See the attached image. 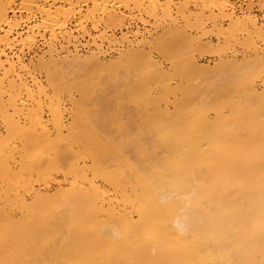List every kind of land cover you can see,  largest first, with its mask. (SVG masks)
<instances>
[{
    "label": "bare ground",
    "instance_id": "6f19581e",
    "mask_svg": "<svg viewBox=\"0 0 264 264\" xmlns=\"http://www.w3.org/2000/svg\"><path fill=\"white\" fill-rule=\"evenodd\" d=\"M142 1L0 0V264H264V28L211 0L204 31L184 0L183 49L123 35L114 58L79 54L70 23L87 38L123 26L114 8L156 17ZM101 33L97 50L122 46ZM209 33L251 58L199 64L191 52L230 48ZM36 38L31 65L15 49Z\"/></svg>",
    "mask_w": 264,
    "mask_h": 264
},
{
    "label": "rangeland",
    "instance_id": "374dc122",
    "mask_svg": "<svg viewBox=\"0 0 264 264\" xmlns=\"http://www.w3.org/2000/svg\"><path fill=\"white\" fill-rule=\"evenodd\" d=\"M172 1H173L172 3H174L176 5L170 7V9H172L170 11V15H171L170 18L167 17V16H163L162 15L161 8L164 6L163 4L165 3V0H154L152 2L154 3V5H156L158 7V8L156 7L157 8V14H158V15H156V17H147L146 15L140 14L141 12L134 11V10L131 11V10H128V9L126 10L123 7L114 8L113 9V11H114L113 13H116V14L120 15L121 17L123 16L125 18L124 19V24H123V26L121 28L104 29V27L102 26V27H98V29H96L97 31H94V30H92L90 24L87 23L86 25L84 24V26H85L84 28H85L86 32L89 34L90 37L88 36L87 38L86 37L83 38V37H81V35H82V33L80 32L81 30L80 31L77 30V29H80V27L77 26V25H76L77 27H75L74 26L75 23L72 22V23H70V25L67 26L68 27L67 31L71 32L73 34V36L78 39L77 41L79 43L76 42L74 44L76 46H78V51H79V54H81V55H86V54H89L91 52L96 53L98 51L99 52L102 51V53L104 54L103 55L101 53L103 58H105V57L107 59L109 57L110 58H114L120 52L124 51L128 47V45L125 44V43L128 44V42H123V43L120 42L121 41V37L123 35L126 36L127 37V41H129L133 45H135V44H142L143 46L146 45L145 46L146 50H148V48L150 49V46L147 48L148 45L145 43V41L146 42L148 41L147 43L151 42V44H153L154 40H156V38H158L160 36H162V38H163V35H168L167 36L168 37V39H167L168 41H166L167 44L169 43L171 48H173V49L177 48V50H178L180 48V46L182 45V42H184V41L182 40L180 42V40H178L179 38H178V35L176 34V32L174 30L175 28L173 27V25H177L180 29H184L185 27H187V25H185L187 23H184L185 20L180 18L179 17L180 15L177 16V14H178L177 13L178 12L177 11V9H178L177 6L180 3H182L184 0H172ZM188 1H191V0H188ZM198 1L197 0H193V2L188 3V9L185 11V13L187 12L186 13L187 15L190 14V13L192 15H196V13L199 14L202 11L201 12L202 15H203L202 18L205 17L204 19H202V21L204 20L202 22V24L204 25V23H205L204 31H209L210 29H212V24L213 23L211 21H207V17H209V14H211L212 8H210V9L208 8L207 9V7H205L204 9H206V10H204L203 6L204 5L207 6L208 4H210L211 0H207V1L205 0L204 1L205 4H203V3L200 4V2H198ZM220 1L221 2H225V0H220ZM227 1L229 3H231L232 6L234 7L237 17H239V18L242 17L243 18V17L248 16V15L251 16V17H255V18L258 19L259 24L262 26V28H264V25H262V24H264V17H262V16H264V12H262L260 10V8H259L260 4L264 5V0H227ZM152 2L149 3V0L148 1H146V0L142 1L144 7L145 6L151 7V6H149V4H152ZM194 2H196L197 4H194ZM16 3L17 4L20 3V0H16ZM160 3L161 4L163 3V4L160 5V8H159V6L157 4H160ZM193 5H194V8H193ZM212 13L214 15H216L217 11L216 10L215 11L212 10ZM227 13H228V11H227ZM139 18H141V19H139ZM172 20H174L176 24H172L173 23ZM190 20H191V22H194L193 16H190ZM37 21L39 22L40 19L39 18L36 19L32 24L33 25L38 24ZM227 24L229 25L228 21L220 20V21L217 22L218 27H220L222 30H226V31L228 29H230L229 27H227L228 26ZM173 31H174V33L171 35L170 33H172ZM195 31H200V30L199 29H197V30L192 29L190 31V29H187L186 33L189 36L191 35L190 38H192V37L194 38V37H197V36L201 35L200 32H196L195 33ZM101 32L105 33L106 36L109 37V39L115 40L114 45H116L117 42H118V45H122L123 47L119 46V47H117L118 49H116L114 51H112L113 49L110 50L111 53H109V55H108L106 50H109L111 48L106 47L107 46L106 43H104V42L101 43V42H99L97 40L96 41V46L100 44V47H101L100 50H97L95 48L91 38L95 37V36H99V34ZM134 32H137L138 34L136 36H134ZM55 33H57V32H55ZM165 33H167V34H165ZM47 34H49V33H47ZM214 34L215 33H209V34H207L206 38H203L204 37L203 36L202 40L204 42H210L211 46L213 48H215L217 46H220V48H222V47L223 48H227V47H224L226 45H228V47H230V48L228 50L224 51V52H226L224 55H223V53L222 54L219 53L220 56H219V54H218V56L216 55L217 53H215L214 49L213 50L212 49H209V50L205 49V50H203L201 52L200 51L196 52V50H195V51L191 52L192 53L191 55H193V57H195V59L198 61L199 64H201V65H207L208 64V65L211 66L214 63H216L220 57L225 58V59H229L233 54H236V56H238L237 58L239 60L241 59V57H246V59L251 58V56H250V54H251L250 52L251 51L250 50L247 51V50L240 49L238 51L237 49H239V48H236L237 51L235 53H233V51L231 49L232 48L231 45L233 44L234 38L232 36H229V39H228V37H227L228 34H224L225 36H223V35L215 36ZM56 36H58V39H60L59 38L60 35L58 33H57ZM219 36H222V37H219ZM239 36H240V34H238V36H236V38H239ZM46 37L48 38L49 36H46ZM47 38L44 39V40H41L40 38H36L35 43L33 45H31V46H23L22 47V45L20 46V44H19V45L16 46L15 50L17 52H19L20 50L22 51L21 56L23 57V59L25 60L26 63H30V64L32 63L31 65H35L37 63L36 61L39 59V57L42 56L47 50V47H44L45 45L47 46V43H48ZM46 40H47V42H45ZM137 41H138V43H136ZM224 42H225V44L223 45ZM185 44H187V43H185ZM216 44H217V46H216ZM221 45H222V47H221ZM184 47H186V45H184ZM193 47H195V46H193ZM261 49H262L261 50L262 54H264V46H262ZM69 50H73V48H70ZM221 52H223V51H221ZM105 53L107 54V56H105L106 55ZM200 53H202V54H200ZM22 54H24V55H22ZM59 54L60 55H64L65 52H62V53H59ZM153 55L156 56L155 53H153ZM166 67H168V64L166 65ZM113 108H111V109L113 110ZM112 110H110V111H112ZM114 111H115V108H114ZM112 112L110 114H112ZM113 113H115V112H113Z\"/></svg>",
    "mask_w": 264,
    "mask_h": 264
}]
</instances>
